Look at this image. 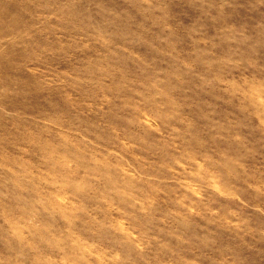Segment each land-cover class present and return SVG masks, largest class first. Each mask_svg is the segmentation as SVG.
Instances as JSON below:
<instances>
[{
	"label": "clouds",
	"instance_id": "9594fccd",
	"mask_svg": "<svg viewBox=\"0 0 264 264\" xmlns=\"http://www.w3.org/2000/svg\"><path fill=\"white\" fill-rule=\"evenodd\" d=\"M0 264H264V0H0Z\"/></svg>",
	"mask_w": 264,
	"mask_h": 264
}]
</instances>
